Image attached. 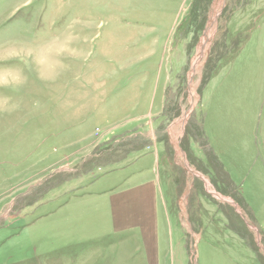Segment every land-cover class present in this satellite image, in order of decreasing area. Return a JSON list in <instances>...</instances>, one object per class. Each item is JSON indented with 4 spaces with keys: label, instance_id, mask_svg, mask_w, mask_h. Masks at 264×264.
Wrapping results in <instances>:
<instances>
[{
    "label": "rangeland",
    "instance_id": "rangeland-1",
    "mask_svg": "<svg viewBox=\"0 0 264 264\" xmlns=\"http://www.w3.org/2000/svg\"><path fill=\"white\" fill-rule=\"evenodd\" d=\"M216 2L0 0V264H264V0L191 80ZM143 174L157 246L112 214Z\"/></svg>",
    "mask_w": 264,
    "mask_h": 264
},
{
    "label": "crops",
    "instance_id": "crops-1",
    "mask_svg": "<svg viewBox=\"0 0 264 264\" xmlns=\"http://www.w3.org/2000/svg\"><path fill=\"white\" fill-rule=\"evenodd\" d=\"M145 158L140 159L143 161ZM142 170V168H141ZM147 169H144L145 171ZM141 172V171H140ZM143 174L135 185L124 187L110 197L112 214L117 220L118 228L137 227L146 246H157L159 243L158 228L160 226L159 193L152 178L144 179ZM161 206V205H160ZM138 232V233H139Z\"/></svg>",
    "mask_w": 264,
    "mask_h": 264
},
{
    "label": "bare ground",
    "instance_id": "bare-ground-1",
    "mask_svg": "<svg viewBox=\"0 0 264 264\" xmlns=\"http://www.w3.org/2000/svg\"><path fill=\"white\" fill-rule=\"evenodd\" d=\"M222 2H224V0H217V2L214 4L213 13H212L211 18L209 20V24H208V28L206 30V34L204 35V38L202 39L200 48L198 50L199 53L197 56V60H195V62H194V66H193L194 72L200 63L201 57L205 54V51L208 50L207 49L208 44H209V41L211 40V37L215 31L216 18H217V15L219 14V9L221 7ZM182 121H185V117L183 118Z\"/></svg>",
    "mask_w": 264,
    "mask_h": 264
},
{
    "label": "water",
    "instance_id": "water-1",
    "mask_svg": "<svg viewBox=\"0 0 264 264\" xmlns=\"http://www.w3.org/2000/svg\"><path fill=\"white\" fill-rule=\"evenodd\" d=\"M204 34H206V32H204ZM195 60H197V53L193 56L192 64H191V67H190V77H191V80H193L194 75H195V73H194V71H193V66H194V62H195ZM195 103H196V102H195ZM195 103H194V104H195ZM194 104H192V102H191V104L188 106V108H187L186 111L184 112L183 116H182L181 118H179V119L174 120L173 122H171V123L169 124V126L167 127V130H168L167 132H169V135H171L170 130H172V128L174 127V125H175L179 120H181V119H183V118L185 117V121H187V119L189 118V115L191 114V112H192V110H193V108H194ZM183 155H184V165H185V167L188 169V171H189L191 174L195 175L196 173L193 172V169H191V168L188 166V164H187V162H186V160H185V158H186L185 152H183Z\"/></svg>",
    "mask_w": 264,
    "mask_h": 264
}]
</instances>
